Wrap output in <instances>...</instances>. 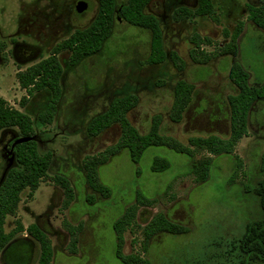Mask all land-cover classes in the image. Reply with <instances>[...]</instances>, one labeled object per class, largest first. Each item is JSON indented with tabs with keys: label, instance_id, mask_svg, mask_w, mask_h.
<instances>
[{
	"label": "rangeland",
	"instance_id": "374dc122",
	"mask_svg": "<svg viewBox=\"0 0 264 264\" xmlns=\"http://www.w3.org/2000/svg\"><path fill=\"white\" fill-rule=\"evenodd\" d=\"M77 1L0 0V96L31 117L39 151L53 154L48 176L33 196H28V189L21 193L16 213L5 219V232L12 231L17 220L25 229L41 216L39 222L53 249L50 264H124L116 256L114 223L136 204L134 219L122 231L121 255H137L147 264H224L227 244L264 215L253 191L264 180V102L254 105L247 134L232 154L214 156L190 145L189 138L228 136L227 96L236 93L228 77L232 63L244 67L250 84L264 78V30L247 18L248 7L264 5V0H212L217 21L195 15L180 21L173 18L175 9L191 8L194 0L151 1L145 13L158 19L165 51L180 59L159 64L148 63L149 31L116 13L112 33L97 53L75 66L69 63L70 51L58 54L62 96L53 121L41 124L37 117L45 101L33 95L20 106L27 94L16 73L49 56L54 46L94 19L97 0H84L88 7L82 13L74 9ZM126 1L117 0V6ZM238 24L237 54L222 55L220 50ZM193 39L201 41L199 54L210 55L207 63L190 58ZM181 79L192 83L194 90L182 119L175 123L169 113L174 86ZM126 95L137 97L127 118L140 133L148 132L152 118L159 116L162 135L191 148L194 160L211 159L206 181L198 182L189 171L191 158L186 154L151 145L137 163L123 150L98 168V181L109 189L108 195L89 185L88 164L116 143L120 127L113 124L89 136L86 126L114 98ZM15 137L14 128L0 132L7 170L17 165L13 160L8 166L9 141ZM157 157L164 158L168 167L153 170ZM55 175L65 176L71 185L73 196L67 205L63 189L53 182ZM141 197L149 202L138 204L136 198ZM158 215L186 227L187 232H161L146 239L144 229ZM38 254V243L23 231L16 233L0 257L3 264H35Z\"/></svg>",
	"mask_w": 264,
	"mask_h": 264
},
{
	"label": "trees",
	"instance_id": "16d2710c",
	"mask_svg": "<svg viewBox=\"0 0 264 264\" xmlns=\"http://www.w3.org/2000/svg\"><path fill=\"white\" fill-rule=\"evenodd\" d=\"M153 0H127L121 6H117V0H97V12L94 19L88 26L82 29H75L65 40H62L53 47L52 52L46 58L40 59L24 70L16 73L17 81L22 89L26 91L27 97H22L19 104L25 106L27 98L33 95L45 101L44 110L38 114L41 124H49L54 119V114L58 102L62 96L60 84L62 76V65L58 54L62 51H70L69 63L72 66L78 64L86 56L97 53L105 40L110 37L112 27L116 18V13L129 24L145 28L150 33V53L148 63L159 64L166 59L180 60L173 52L167 53L164 48L160 24L155 15L145 13L149 3ZM212 0H194L193 7L180 6L175 9L173 18L180 21L195 16H207L217 21L214 15ZM247 18L252 23L264 30V5H250L248 7ZM241 32V24H238L230 33V41L220 50L222 55H236L238 52L237 40ZM193 49L189 56L194 63L205 64L210 60L209 54L203 56L199 54L198 48L201 41L193 42ZM199 54V55H197ZM203 54V53H202ZM228 77L236 88V93L227 96L229 133L225 138L210 134L205 137H191L189 143L192 146L205 150L214 156L228 155L234 152L239 140L247 134L248 123L251 111L255 104L264 102V78L257 84L249 83V73L237 62L232 63ZM194 85L178 80L173 90V103L169 113L172 122H179L183 113L188 107ZM137 97L126 95L114 98L108 108L90 119L86 126V133L89 136H97L113 124L120 127V136L116 143L109 147L101 158H96L87 166V178L89 185L98 190L102 195H108L109 189L99 180L98 168L106 163L109 158L117 155L121 151H127L129 158L137 163L142 152L149 146H165L176 152L186 154L191 158L189 171L195 176L198 182L207 180L211 159L204 158L194 160L192 149L184 146L175 139L162 135L160 132V118H152L151 126L146 133H140L127 118L128 113L135 108ZM16 129L17 137H36L33 121L31 117L19 109L9 105L0 96V132L5 129ZM11 137V136H10ZM12 138L9 146L13 143ZM5 149H0V179L7 164ZM15 167L7 170L2 183L0 184V254L6 246L14 240L18 232L26 231L39 245L38 259L35 264H50L53 256L51 243L45 233L39 218L25 229L20 221H16L15 228L10 232H5L4 223L8 215H14L21 200V193L28 189V196H33L40 183L48 176V171L52 163L53 154L51 151L41 153L35 139L16 144L13 148ZM10 156V154H9ZM9 158V157H8ZM262 164L264 166V150ZM168 167V162L164 158H154L151 168L161 170ZM239 164L233 169L236 174ZM53 182L60 186L66 196L65 205L70 202L73 190L65 176L55 175ZM254 193L258 196L259 205L264 213V180L258 182L254 188ZM138 204L149 202L145 198H136ZM136 204L128 206L123 214L116 219L114 230L116 234L117 246L116 256L124 264H147V260L137 255H121L122 231L133 219L136 212ZM146 239H150L154 234L166 232L168 234L180 235L187 232L186 227L168 219L166 216L158 215L154 217L145 227ZM227 245L229 248L224 252L222 259L224 264H253L264 262V215L261 219L248 223L245 226L242 236L231 240ZM0 264L2 259L0 257Z\"/></svg>",
	"mask_w": 264,
	"mask_h": 264
},
{
	"label": "water",
	"instance_id": "95a60500",
	"mask_svg": "<svg viewBox=\"0 0 264 264\" xmlns=\"http://www.w3.org/2000/svg\"><path fill=\"white\" fill-rule=\"evenodd\" d=\"M87 7H88V3L84 0H78L74 5V9L77 13H82L83 11H85L87 9ZM31 139H35V137H15L14 138V141L11 144L10 149L8 151V154H10V157L8 159L10 163L8 166H10L11 162L14 160V154H13L14 146L16 144L26 142V141L31 140ZM6 170H7V167H5V170L2 174L1 179H3V177L5 176Z\"/></svg>",
	"mask_w": 264,
	"mask_h": 264
},
{
	"label": "flooded vegetation",
	"instance_id": "af4514ba",
	"mask_svg": "<svg viewBox=\"0 0 264 264\" xmlns=\"http://www.w3.org/2000/svg\"><path fill=\"white\" fill-rule=\"evenodd\" d=\"M6 150V149H5ZM5 155V154H4Z\"/></svg>",
	"mask_w": 264,
	"mask_h": 264
}]
</instances>
